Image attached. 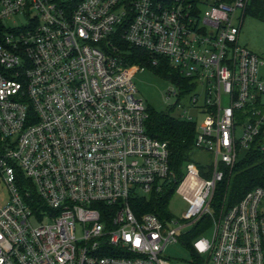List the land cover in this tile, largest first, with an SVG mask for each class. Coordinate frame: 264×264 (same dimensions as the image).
I'll use <instances>...</instances> for the list:
<instances>
[{"label": "built area", "instance_id": "built-area-1", "mask_svg": "<svg viewBox=\"0 0 264 264\" xmlns=\"http://www.w3.org/2000/svg\"><path fill=\"white\" fill-rule=\"evenodd\" d=\"M253 2L0 0V264H264V187L214 206L239 160L264 153V61L239 43ZM123 43L166 59L204 116L176 117L196 125L193 155L214 157L180 182ZM168 194L180 219L143 210ZM175 243L189 262L166 255Z\"/></svg>", "mask_w": 264, "mask_h": 264}, {"label": "trees", "instance_id": "trees-1", "mask_svg": "<svg viewBox=\"0 0 264 264\" xmlns=\"http://www.w3.org/2000/svg\"><path fill=\"white\" fill-rule=\"evenodd\" d=\"M249 13L257 18L264 19V0H254ZM122 49L129 51L127 55L129 65L146 67L153 70L155 74L169 79H180L166 59L158 58L156 61L146 53L124 43ZM147 114L148 134L153 138L168 142L171 151V164L176 171V180L180 182L183 177V165L191 161L193 157L196 125L181 121L169 113H158L151 108L147 109ZM257 187H264V153L253 150L245 154L236 166L227 173L224 181L219 184L215 193L214 206L218 209L232 207L250 190ZM170 196L168 194L166 200L164 199L162 203L156 199L142 200L143 210L160 215L164 214ZM136 212L138 213L137 209Z\"/></svg>", "mask_w": 264, "mask_h": 264}, {"label": "rangeland", "instance_id": "rangeland-1", "mask_svg": "<svg viewBox=\"0 0 264 264\" xmlns=\"http://www.w3.org/2000/svg\"><path fill=\"white\" fill-rule=\"evenodd\" d=\"M22 23L25 21L17 18L8 21V25L12 27ZM239 43L264 61V19L248 13L243 20ZM134 84L137 88L136 97L142 100L147 109L151 108L158 113H169L173 117L185 112L184 114L191 116L198 125L202 123L204 116L197 114V110L191 106L190 95L181 99L175 96L177 88L169 78L155 74L153 70L146 68L135 75ZM169 93L171 96L168 95ZM223 101V105L227 106L226 97L223 98ZM213 158V154L207 151H198L193 155V161L203 165L212 163ZM9 200L10 194L7 187L0 184V206L6 205ZM187 209V204L178 195L169 200L167 205V211L173 219H180ZM166 255L175 263L189 262L192 258L189 250L180 243L170 245Z\"/></svg>", "mask_w": 264, "mask_h": 264}]
</instances>
